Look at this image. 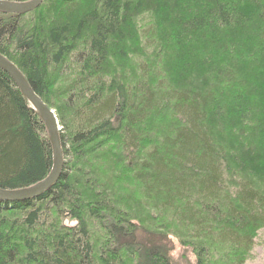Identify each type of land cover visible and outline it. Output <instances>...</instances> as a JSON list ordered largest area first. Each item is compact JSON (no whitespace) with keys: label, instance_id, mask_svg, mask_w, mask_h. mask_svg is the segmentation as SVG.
Returning a JSON list of instances; mask_svg holds the SVG:
<instances>
[{"label":"trees","instance_id":"16d2710c","mask_svg":"<svg viewBox=\"0 0 264 264\" xmlns=\"http://www.w3.org/2000/svg\"><path fill=\"white\" fill-rule=\"evenodd\" d=\"M169 1L44 0L28 13L0 12V53L56 112L64 153L61 175L48 191L30 200H0V264H172L167 249L151 242L153 234L138 236L142 229L130 208L119 205L122 182L137 185L146 207L167 213L184 230L183 239L196 244L198 264H216L201 244L220 249L229 264H242L254 246L264 227V185L252 176L264 174V135L240 156L244 146L219 136L218 122L210 119L211 100L222 94L213 73L233 60L216 56L211 63L206 51L209 68L200 61L201 69L173 74L166 58L185 45L220 41L217 33L205 34L215 17L216 30L225 35L232 25L239 32L252 28L258 37L238 43L243 53L237 64L249 69L227 64L225 82L233 84L245 72L249 79L242 81L259 91L252 99L263 101L264 0H174L185 12L174 21ZM192 2L206 7L200 11L198 3L193 11ZM144 10L163 13L166 20L158 26L170 23L174 33L166 27L159 33L153 20L135 22ZM185 35L198 42L188 45ZM129 52L142 57L133 65L134 81L110 67L115 59L129 64ZM177 55L176 69L192 65ZM235 99L247 100L240 93ZM255 107L260 105L250 109ZM240 115V123L259 121L254 112ZM151 119L158 124L149 126ZM220 125L231 128L225 121ZM52 167L45 123L0 67V187H28Z\"/></svg>","mask_w":264,"mask_h":264},{"label":"rangeland","instance_id":"374dc122","mask_svg":"<svg viewBox=\"0 0 264 264\" xmlns=\"http://www.w3.org/2000/svg\"><path fill=\"white\" fill-rule=\"evenodd\" d=\"M192 3H193V7H191V4H189V6L192 8L193 11L196 9L194 5L196 7L198 6L202 7L201 8L202 10L200 11H203L204 8L206 7V4H204V2H201V3L192 2ZM198 3L199 5L197 6ZM180 4L181 2L176 3V1L174 0H170L167 3L168 9L170 11L169 18H171V20L175 19L178 15L185 13V12H182V10L178 8ZM227 6H230V5L227 4ZM197 11L198 10H196V12ZM150 20H153L155 28L158 30L159 33L166 31V29L168 33L169 32L170 34L174 33V31L173 32L168 31L167 27H170L171 25L170 23L169 24L167 23L165 25L163 24L164 26L162 27L158 26L159 21L160 23H163L166 20L164 14L160 12L158 13V16H156V13L152 12V10H144V12L141 15H138L137 20H135V22L138 21L141 25H146ZM215 22H216V17L210 20V23L213 25V30H210V31L206 30L205 34L207 37H212V35L217 36L218 34L220 41L216 39V41L212 43L208 39L205 42L203 41L200 43L195 40V37L193 38L189 37L188 36L189 34L185 35L184 38H185L186 43H188V45L191 42L193 43V41L198 42V44L190 45V47L188 46V48H186L185 47L186 45H185L184 48L181 49V51L179 49L177 51H173V50L168 51L167 52L168 57L166 58V61L170 62V66L173 67V70H176V71H171V73L174 74V72H179V71H181L182 73H187L194 68L201 69V65L203 64H201L200 61H203L204 64L207 63V67L209 68L212 61L214 62L216 56L227 57L233 60L232 61L233 63H230L227 61L224 65H219V67H217L218 69L214 71L213 73L214 75H216L215 80L213 82L217 84V88H216L217 92H220L222 94L215 96L213 100H211L213 102L211 106L212 118L210 119H213L211 121H213L212 123L214 125H215V122H218V125H215L214 127L216 128L217 134L219 136H222L229 142L234 143V146H237V144L239 145V143H241L242 146H244L240 154V156H242V152H245L246 150L250 149L249 148L250 142H251V146L255 142L259 144V142L261 141V138L264 135V117L262 116V113L264 112L263 110L264 100L259 101L258 99L256 100L252 99V97L255 94H257L259 91H258V88L256 87L251 88L249 85H246V83L242 81V79H246V78L249 79L248 74L245 72L243 75H237L236 81L233 84H231V82L226 83L225 82L226 80L225 77L227 76L226 69L228 68L233 69V67H235L234 68L235 70H238V69L244 70L245 67H247V64L246 65L242 63L237 64L238 62L237 59L238 58L241 59L242 53H243L241 51L242 48L238 45V43L243 39L256 37V36L258 37V35H256L255 32H253L252 28L249 30L245 29V30L240 31L241 32V35H240L239 29L235 30L237 28L235 27V25L234 26L232 25L231 33L229 35H225V33L223 32L221 33V31L216 30L217 26ZM164 27H166V29ZM232 40H236L237 42L233 41V45H232L231 44ZM248 45L252 47L251 43H249ZM192 46L196 48L195 49L191 48ZM256 47L258 48L257 45ZM238 50H240V52L236 53V51ZM206 51H209L211 53V63L210 64H209V58L207 57L208 52ZM174 52H176L177 54H181V55L184 54V57H187V58L183 60H188V61L192 60L193 61L192 65L186 69L184 68H182V70L176 69L173 62L176 60V57L178 55L176 54V56H174L173 54ZM243 57L247 59L248 56L243 54ZM126 58L129 60L130 62L129 64L123 65V63L119 59H115L114 62L113 61L111 62L110 67L114 71V74H116L119 78L122 77L123 80L134 81L135 80L134 76L136 74V68L133 65H136V63L138 64V62L141 61L142 57H139V55L136 56V54L133 52H129L126 55ZM227 64H229L228 68H226ZM247 68L249 69V66ZM157 71H160V69H158ZM177 79L179 80V77ZM261 92H262L261 97L264 98V95H263L264 93L263 91ZM238 93L243 94L246 97L247 100H245L244 103H241L237 99H235ZM254 104L260 105V107H257V108L255 107L256 111L250 109V107ZM262 104L263 106H261ZM238 112H240V114H245V112H248V114L251 112H254L259 121L248 122L246 120H242L240 123V121L238 122L237 120L238 116L240 115ZM152 121H153L152 119L149 121L148 123L149 126L150 124L151 125L152 124L156 125V123L158 124V122L155 123ZM223 121H225V123H227L228 126H231V128L226 127V126L222 127L220 123H223ZM237 122L240 123L239 128L234 127ZM171 123L176 124L175 120L174 122L171 121ZM155 127L161 128L160 126H155ZM168 127H169V123H168ZM146 128H147V125L141 127L142 130H146ZM154 134L155 136H157L158 141H161L159 140L161 139V135L155 132H152V138L154 139H155V136H153ZM250 136L251 138H249ZM245 138H247V140H245ZM233 140H235L237 144ZM252 177L256 185L258 186L264 185V174L259 172ZM110 182L113 183V181H110ZM120 185H121V188L124 189L125 191L124 190L122 191L121 188L119 187L120 189L118 190L119 191L118 194H120L121 198L123 199V202L119 203V205L121 204L125 206L127 209L130 208L129 211L132 217H134L136 223L139 225L140 229H142V230H139L138 236L142 238L143 237L149 238L150 235L149 236L147 235L153 234L150 237L151 242H158L159 245L167 249L168 251L167 253L170 255L172 264H198V259H197V254H196L197 251L194 247V245L196 244L192 241L188 242L187 240L185 241L183 239L182 234H184V230L182 228L174 227L173 226L174 224H172L174 221L172 219L170 220L169 217L166 216L168 215L167 213L165 214V216H160V215H157L155 211L146 207L143 203V198H141V195L139 193V187L137 185H130L129 183H126V182H122ZM126 191L130 192L131 194L127 193ZM131 195H133L134 197H132ZM159 222L163 223V225L158 224ZM167 225H170V227L175 229L176 232L173 230L166 229ZM161 226L163 227L158 228ZM155 227L158 229H156ZM96 236L98 237V239H100L97 243L101 244L103 237L100 235H96ZM254 241H255V244L252 247V249L244 255V261L242 264H264V227L260 228L256 232ZM201 245H203L204 253H208L205 255L207 256L209 255L212 257L211 260L213 263L229 264L227 260H224L223 258H221L220 256L221 254L219 252L221 251L220 249L211 248L207 244H201ZM234 262H236V259ZM128 264H133V263L130 261Z\"/></svg>","mask_w":264,"mask_h":264},{"label":"water","instance_id":"95a60500","mask_svg":"<svg viewBox=\"0 0 264 264\" xmlns=\"http://www.w3.org/2000/svg\"><path fill=\"white\" fill-rule=\"evenodd\" d=\"M44 0L12 1L0 0V12L24 14L38 8ZM0 67L16 82L32 109L41 117L52 144L53 167L42 180L28 187L7 189L0 187V200L24 201L34 199L48 191L58 181L63 165L64 153L61 141V126L56 112L35 93L22 71L6 56L0 53Z\"/></svg>","mask_w":264,"mask_h":264}]
</instances>
